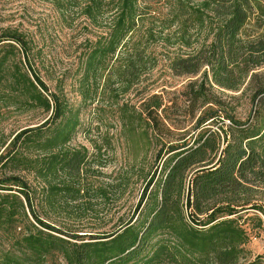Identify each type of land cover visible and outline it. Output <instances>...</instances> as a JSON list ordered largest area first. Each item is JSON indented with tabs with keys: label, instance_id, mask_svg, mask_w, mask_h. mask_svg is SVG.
<instances>
[{
	"label": "trees",
	"instance_id": "16d2710c",
	"mask_svg": "<svg viewBox=\"0 0 264 264\" xmlns=\"http://www.w3.org/2000/svg\"><path fill=\"white\" fill-rule=\"evenodd\" d=\"M73 4H83L94 24L106 17L110 26L81 63L84 104L96 101L101 82L111 96L133 91L157 65L159 44L169 50L174 74L190 79L172 98L138 91V106L130 99L118 104L129 143L135 149L142 140L156 143L157 168L135 212L113 231H68L44 219L35 199L59 210L107 192L85 181L88 150L70 147L80 107L51 91L31 64L32 43L6 30L0 115L14 108L49 116L1 141L0 232L13 243L0 264H239L251 232L264 230V0H166V11L146 9L149 18L140 26L139 0ZM171 48L178 49L174 56ZM15 56L19 61L10 64ZM215 87L250 88L262 109L239 120ZM31 174L40 179L39 191L27 179ZM246 264H264V255Z\"/></svg>",
	"mask_w": 264,
	"mask_h": 264
},
{
	"label": "rangeland",
	"instance_id": "374dc122",
	"mask_svg": "<svg viewBox=\"0 0 264 264\" xmlns=\"http://www.w3.org/2000/svg\"><path fill=\"white\" fill-rule=\"evenodd\" d=\"M74 2L84 3L85 0H0V39L6 30L22 33L36 52L31 64L51 91H62L75 107H80L81 124L70 147H85L88 150L89 162L83 171L85 181L94 188L104 187L107 192L106 196L98 198L90 194L83 202L59 210L46 204L40 205L36 198V209L44 219L68 231L109 232L135 212L147 178L157 168L156 143L147 145L142 140L135 149L121 132L117 109L128 99L138 106L141 99L136 95L138 91H142V96L163 94L172 98L190 77L174 74L167 58L169 50L159 44L153 48L157 65L133 91L119 97L111 96L104 91L101 82L96 101L84 104L79 92L83 75L81 63L91 43L100 36H106L110 26L104 22L105 19L109 21L106 17L94 24L82 13L83 4L75 6ZM148 8L153 10L154 15L165 12L166 0H139V26L147 22L149 17L144 16V13ZM8 42L0 43V54L6 51L4 46ZM170 51H173L170 56H174L178 49L171 48ZM20 58L27 69L23 57ZM9 59L10 64L19 61L18 56ZM212 92L226 103L227 109L239 120L252 119L262 109L258 100L253 102L250 88L233 92L215 87ZM2 112L0 153L4 150L1 146L3 139H8L23 128L41 124L49 116L42 111L14 108ZM225 123L229 124L228 121ZM159 166L158 171L161 170V162ZM27 179L32 187L38 191L41 189L40 179H36L33 174L27 175ZM44 211L49 216H44ZM30 220L34 222L32 217ZM12 243L11 237L1 231L0 254L11 249ZM245 251L246 256L239 264H246L256 256L264 255V230L251 232Z\"/></svg>",
	"mask_w": 264,
	"mask_h": 264
}]
</instances>
